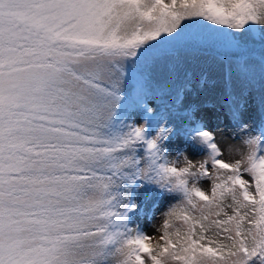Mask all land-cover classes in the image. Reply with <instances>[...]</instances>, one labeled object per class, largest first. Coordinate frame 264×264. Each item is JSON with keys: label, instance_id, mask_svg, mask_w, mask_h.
Instances as JSON below:
<instances>
[{"label": "snow or ice", "instance_id": "obj_1", "mask_svg": "<svg viewBox=\"0 0 264 264\" xmlns=\"http://www.w3.org/2000/svg\"><path fill=\"white\" fill-rule=\"evenodd\" d=\"M0 264H264V0H0Z\"/></svg>", "mask_w": 264, "mask_h": 264}, {"label": "rangeland", "instance_id": "obj_2", "mask_svg": "<svg viewBox=\"0 0 264 264\" xmlns=\"http://www.w3.org/2000/svg\"><path fill=\"white\" fill-rule=\"evenodd\" d=\"M226 143H229V142H226ZM226 143H225V144H221V147H222V148H225V147H226ZM229 158H231V157H229L228 154H227V152H226V153H225V159H229ZM161 219H162V217H159V218L155 221V223L158 225V224L160 223V220H161ZM147 231H148L149 235H151L152 232H153V228H152L151 226H149V227L147 228Z\"/></svg>", "mask_w": 264, "mask_h": 264}]
</instances>
